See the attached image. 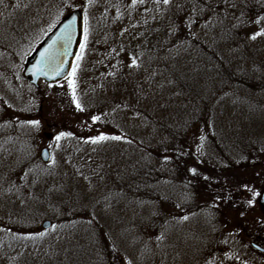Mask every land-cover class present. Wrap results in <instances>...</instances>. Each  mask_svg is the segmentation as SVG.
<instances>
[{
    "label": "rangeland",
    "instance_id": "obj_1",
    "mask_svg": "<svg viewBox=\"0 0 264 264\" xmlns=\"http://www.w3.org/2000/svg\"><path fill=\"white\" fill-rule=\"evenodd\" d=\"M73 9L70 76L33 88L24 58ZM186 9L202 51L174 29L141 45L143 20ZM163 124L204 189L152 154ZM263 187L264 0H0V264H264Z\"/></svg>",
    "mask_w": 264,
    "mask_h": 264
},
{
    "label": "trees",
    "instance_id": "obj_2",
    "mask_svg": "<svg viewBox=\"0 0 264 264\" xmlns=\"http://www.w3.org/2000/svg\"><path fill=\"white\" fill-rule=\"evenodd\" d=\"M190 13L191 12L186 9L185 12L181 13L169 12V18H164L159 15H156L154 18H146L145 20H143L144 22H142L140 25V27L142 28L141 45L148 47L150 45V42H160V39H162L161 35L167 34L166 29H174L173 34L169 33V37L171 36V41L173 37V41L186 40L188 43H193L194 48L202 51V48L205 47V45L198 39L192 38V36L188 32V30L191 29L189 24L187 23V17ZM140 27L139 31H137L138 33H140ZM151 47H156V44L154 43L153 46L151 45ZM146 50H150V48H146ZM178 73L179 72L169 71V69L165 70L164 74L170 79H168V81L162 82V86H168L167 91L169 93L173 92L177 96H183L184 92H188L189 90V82L182 80ZM164 126L165 124H163V126L161 127H163V129L167 133V140L166 142L163 141L162 143H160L158 148L152 151V154H154V156L158 160H160V162L165 166V168H167L168 170H170V168H173L175 170V173L177 172L181 176H185L187 179L192 180L194 182V185L197 184L198 187L204 189L203 185L200 186V184L204 183V181H201L200 177H204V172H201L199 169H196L194 167L193 162L191 161V156L193 155L192 151H190L191 144L187 142L184 143L183 141L179 143L177 140L178 136L176 134L174 136V132L169 128H164ZM206 186L212 188V186L208 183L206 184ZM213 189L219 191V188L213 187ZM220 190L224 191L225 194H229L232 196L235 195L225 191V187H221ZM221 191L219 194L222 193ZM224 193H222V195ZM235 200H233L232 203L236 205L237 200L240 199L238 197Z\"/></svg>",
    "mask_w": 264,
    "mask_h": 264
},
{
    "label": "water",
    "instance_id": "obj_3",
    "mask_svg": "<svg viewBox=\"0 0 264 264\" xmlns=\"http://www.w3.org/2000/svg\"><path fill=\"white\" fill-rule=\"evenodd\" d=\"M83 31V16L77 9L63 17L42 39L40 45L29 55L21 71V77L34 88L39 81L57 84L65 79L74 64L76 52ZM40 159L48 161L46 148L40 151ZM259 204L264 208V189L259 197ZM48 222L43 227L48 226Z\"/></svg>",
    "mask_w": 264,
    "mask_h": 264
},
{
    "label": "flooded vegetation",
    "instance_id": "obj_4",
    "mask_svg": "<svg viewBox=\"0 0 264 264\" xmlns=\"http://www.w3.org/2000/svg\"><path fill=\"white\" fill-rule=\"evenodd\" d=\"M248 243H249V246H250L252 252L255 253L257 256L262 257V259H263L264 258V231L259 233V234H256L255 236H251ZM253 244L262 248L263 251L253 247Z\"/></svg>",
    "mask_w": 264,
    "mask_h": 264
}]
</instances>
